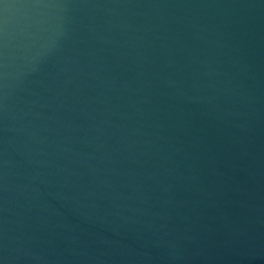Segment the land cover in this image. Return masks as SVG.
I'll return each mask as SVG.
<instances>
[{
	"label": "water",
	"instance_id": "obj_1",
	"mask_svg": "<svg viewBox=\"0 0 264 264\" xmlns=\"http://www.w3.org/2000/svg\"><path fill=\"white\" fill-rule=\"evenodd\" d=\"M0 264H264V0H0Z\"/></svg>",
	"mask_w": 264,
	"mask_h": 264
}]
</instances>
